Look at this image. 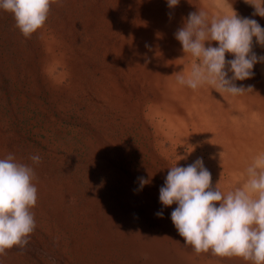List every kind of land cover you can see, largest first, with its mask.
Returning <instances> with one entry per match:
<instances>
[{
    "label": "rangeland",
    "instance_id": "374dc122",
    "mask_svg": "<svg viewBox=\"0 0 264 264\" xmlns=\"http://www.w3.org/2000/svg\"><path fill=\"white\" fill-rule=\"evenodd\" d=\"M247 2L52 0L28 38L0 9V159L33 167L38 190L29 243L0 264H252L197 254L172 223L177 205L159 200L176 163L202 158L226 194L264 153V63L235 82L253 86L241 95L176 82L197 62L174 37L188 14L235 11L264 28ZM253 51L264 56L255 38Z\"/></svg>",
    "mask_w": 264,
    "mask_h": 264
},
{
    "label": "clouds",
    "instance_id": "9594fccd",
    "mask_svg": "<svg viewBox=\"0 0 264 264\" xmlns=\"http://www.w3.org/2000/svg\"><path fill=\"white\" fill-rule=\"evenodd\" d=\"M52 0H0V9L11 12L15 26L26 38L42 28L48 18ZM246 3L247 0H245ZM180 0H167L170 9ZM253 15L264 17V0L250 3ZM174 37L184 54L197 62L187 75L177 73L176 82L193 90L209 85L231 94L252 91L253 86L237 85L254 76L253 68L264 63V56L253 51V39L264 47V28L257 20L231 15L213 17L204 10L190 12ZM217 46H212L211 42ZM206 42H208L206 46ZM226 53L232 59L226 60ZM231 73V76H229ZM38 154L30 156L39 164ZM247 179L241 187L222 192L212 186L211 172L198 158L187 166L169 167L159 200L164 206L176 204L171 220L186 245L199 254L208 252L220 257H240L252 264H264V153L255 156L246 169ZM33 167L20 163L9 153L0 159V256L17 246L23 249L36 227L31 208L37 202L33 184ZM139 189L150 178L138 177ZM163 216L162 211L157 212Z\"/></svg>",
    "mask_w": 264,
    "mask_h": 264
},
{
    "label": "bare ground",
    "instance_id": "6f19581e",
    "mask_svg": "<svg viewBox=\"0 0 264 264\" xmlns=\"http://www.w3.org/2000/svg\"><path fill=\"white\" fill-rule=\"evenodd\" d=\"M254 68H255V65H254ZM254 68H253V71H254ZM229 76H231V73H229ZM259 78V77H258Z\"/></svg>",
    "mask_w": 264,
    "mask_h": 264
}]
</instances>
